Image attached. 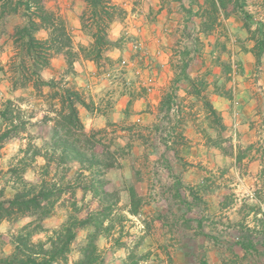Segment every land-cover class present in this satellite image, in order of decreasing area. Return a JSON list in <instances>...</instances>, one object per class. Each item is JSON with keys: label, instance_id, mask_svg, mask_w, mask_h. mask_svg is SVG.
<instances>
[{"label": "crops", "instance_id": "0c3cea01", "mask_svg": "<svg viewBox=\"0 0 264 264\" xmlns=\"http://www.w3.org/2000/svg\"><path fill=\"white\" fill-rule=\"evenodd\" d=\"M112 1L126 14L111 23L109 38L115 41L124 30L135 37L125 45L133 48V44L138 43L140 52L134 56V52L124 51L122 59L128 55L126 62H130L132 72L140 81L136 88L139 90V85L143 93H136L135 99L117 93L109 116L90 117L88 127L103 129L107 124L118 125L128 119V126L130 123L148 129L159 126L166 132L160 137L153 136L158 146L152 147L155 151L149 153L143 141L138 138L134 141L131 133L122 128L118 131L119 138H125L133 147L129 148L124 160H118L111 179L134 184L136 176H140L142 194L138 195L143 198V206L137 216L141 215L144 227L137 232L138 242L132 247L122 240L115 245V240L111 242V239L108 241L107 237L99 235L96 246L105 264H127L129 253L135 255L134 251L140 249L147 254L137 264H264V157L254 149L243 152L248 145L264 143V135H258L256 131L257 126L261 130V101L255 88L260 83L251 84L245 80L251 75L255 58L254 43L244 27V14L249 15L251 30L264 24V0H225L224 7H218L213 29L206 32L202 28L207 19L203 12H209L213 1L218 6L217 0ZM135 1L139 5L135 6ZM44 4L65 18L73 44H78L76 35L83 36L80 17L85 3L82 0H45ZM51 4L53 6L49 7ZM8 19L16 23L7 33L0 32V43L11 46V57L15 53L11 34L22 21L16 15L4 20ZM36 36L44 40L47 33L40 30ZM234 42H241L245 47L243 54L239 55L241 61L247 62L242 66L244 77H235L237 83H212L213 73L217 72L215 69L209 73L212 68L204 59L206 51L214 50L213 55H217V43L228 45ZM184 49L190 51L185 78L179 77V70L177 72L174 68L180 59L175 50ZM108 54L113 55V59L121 57L119 49ZM220 56L224 58L221 53ZM261 63L264 68V53ZM82 64H87L88 70L94 73L95 64L83 59L74 63L75 71L78 72ZM65 67V57L56 55L40 76L43 81L57 79ZM260 74L264 77V72ZM149 78L153 80L151 91H148ZM188 78L207 80L201 96L189 92ZM175 79L177 81L173 82ZM48 92L49 88L44 87L43 93L47 95ZM168 92L172 94V108H177L168 113L169 122L160 111L163 96ZM204 97L219 114L224 130L211 123L203 106ZM35 117L33 121L38 122L40 118ZM47 126L50 129V125ZM31 128L15 139L24 142ZM115 130L117 132L118 128ZM168 134L169 138L166 137ZM114 140L112 149L115 145L120 147ZM217 141H222L219 146L215 145ZM222 148L230 153H224ZM239 154L242 157L239 158ZM146 155H151L146 158L150 163L143 169L130 161L140 156L145 159ZM108 175H105V181ZM106 189L111 191L108 187ZM127 189L120 193L119 205H123L122 212L132 216L126 212L129 203ZM20 221L13 224L2 222L0 237L7 236L2 234L3 226H13L9 228L13 231ZM2 246L0 254L12 253V245L6 250L8 241Z\"/></svg>", "mask_w": 264, "mask_h": 264}, {"label": "trees", "instance_id": "16d2710c", "mask_svg": "<svg viewBox=\"0 0 264 264\" xmlns=\"http://www.w3.org/2000/svg\"><path fill=\"white\" fill-rule=\"evenodd\" d=\"M44 1L0 0V24L11 15L18 16L22 21L15 26L11 34L15 53L10 57L6 73L10 78L12 90H22L30 85L34 92L39 93L41 88H49L48 94L44 96L48 109L44 110L38 122L33 121L35 112L28 109L29 103L23 98L9 99L1 105L0 158L3 147L9 141L26 134L29 128L37 123L44 126L50 125L49 138L43 141L41 149L35 148L32 154L33 157H41L44 160V165L40 168L42 177L40 182L37 184L26 182L22 177V170L11 167L8 170L7 179L12 178L18 188L9 199L3 198L4 192L0 189V224L4 221L13 224L25 218L31 219L11 235L10 244L13 246V251L9 255L0 254V264H105L104 258L97 249L96 239L105 221L111 222L113 219L111 218L113 212L123 210L119 206L117 191L111 192L105 189V175L116 167L119 159V152L112 149L116 126L107 124V127L103 129L88 131L85 129L79 116V109L93 112L97 108L91 102H87L85 95L69 82L67 76L72 74L73 65L79 59L92 61L99 66L101 60L105 59V54L117 47V42L108 38L109 26L114 21L122 19L126 12L112 0H82L86 7L80 17L81 29L90 37L91 43L88 47L75 48L65 18L57 10L46 8ZM217 1L218 6L213 1L209 5V12H203V15L207 17L202 25L203 32L213 29L217 21L218 7H224L225 0ZM244 19V27L249 34V39L254 43L252 51L255 67L260 69L264 53V24L261 23L256 29L251 30L248 23L249 15L244 14ZM40 30L46 31V39L37 38L36 34ZM175 53L180 56L174 65L175 71L179 70V77L185 78L190 51L175 50ZM56 55L65 57L67 68L60 78L43 81L40 72L49 67L51 59ZM188 80L189 92L201 96V86L204 81L189 78ZM176 81L177 79L173 82ZM172 105L171 92L165 93L160 111L164 112L167 120ZM203 106L213 126L224 130L219 114L205 97ZM260 115V129L264 132V108ZM134 127L136 126L122 127V130L131 135L136 133L137 138L143 143L148 142L150 136L160 137L166 132L165 128L156 126L153 130L154 135L148 131L149 138H147L141 130H136ZM166 137L169 138V134ZM221 142L217 141L215 145L219 146L218 143ZM253 147L254 144H251L245 150L250 151ZM222 150L224 153H230L226 148ZM30 151L29 143L27 148L19 152L27 155ZM256 152L264 157V143L258 144ZM240 157L242 155L239 154ZM73 163L78 165L75 177L73 180H66L65 171L68 168L64 167ZM61 168L64 170L60 171ZM1 175L0 170V177ZM75 190L82 192V198L90 194L99 201L100 206L94 212H90L87 218L70 217L60 228L53 231L45 230L42 226L43 220L50 217L55 204L63 196L72 197ZM127 193L129 203L126 206V212L137 216L143 206V198L131 186L128 187ZM123 220H125L123 216L116 219L118 225ZM105 227L106 234L111 227ZM85 229H90L91 232L88 233L84 244L79 249L78 258L71 262L73 242L78 232ZM42 232L47 234L45 239L34 241V237ZM116 244H119V239L115 242ZM137 263L134 253H129L127 264Z\"/></svg>", "mask_w": 264, "mask_h": 264}, {"label": "rangeland", "instance_id": "374dc122", "mask_svg": "<svg viewBox=\"0 0 264 264\" xmlns=\"http://www.w3.org/2000/svg\"><path fill=\"white\" fill-rule=\"evenodd\" d=\"M134 5H139L138 1H135ZM53 5H49V7H52ZM56 8H58L56 6ZM84 12V11H83ZM262 14V13H261ZM149 15H152L151 13ZM264 15V14H263ZM264 20V17H263ZM16 23L15 20H3V22L0 24V32H6L9 30L13 24ZM7 33V32H6ZM126 33V30L121 31L119 34V37L113 41L117 42V47L110 49L106 54H105V59L101 60L99 66L95 64L94 67V73L92 71L88 70V67L86 66L87 64H82L80 70L77 72L75 71V67L73 65L72 69V74H69L67 79L69 82H71L76 88H78L86 97L87 102H91L92 104H96L97 110L95 112H88L85 109L81 108V122L83 126H85V129L88 131L93 128H89V123L88 119L91 117H96L98 115H106L109 116V113L111 111V103L114 102L115 95L119 93L118 95H124L126 94L127 96L135 99V96H138L137 94L143 93L141 90V87L139 85L138 89L136 88V83H139L140 81L138 80L137 76L135 73L132 72L131 66L129 65L130 62H126L127 59H125L128 55H126L125 58L122 59V56H124V51H127L132 53L134 56L140 52L132 47H126V43L132 42V38H135L133 35L129 33L128 31ZM111 38H114L113 35H110ZM76 37H79L78 44H75L77 47L78 46H83V47H88L90 45L89 42V37L87 34L83 32L82 35H76ZM109 38V34H108ZM109 40H111L109 38ZM112 41V40H111ZM136 41V40H134ZM133 41V42H134ZM74 45L75 48H77ZM217 55H213V51L208 52L206 51V55L204 57L205 61L210 64V72H213L216 69L217 73H213L214 78H212V83L219 82L220 84L225 83V82H234L237 83V81H234L235 77H244V72H243V64L247 63L245 60L241 61L239 55L242 53L245 49L244 44L241 42H234L232 44L225 45L223 43H217ZM115 49L120 50V58L113 59V55L108 54L111 51H115ZM239 50V51H238ZM123 51V52H122ZM220 53L222 56H224L223 59H221ZM13 54V50H11V46H6L4 43H0V108L1 105L6 101V100H16L19 98H23L29 103V108L30 110H33L35 112V118H41L44 114V110L48 109V103L45 102L44 96L46 94L43 93V88L40 89L39 93L34 92L30 85L27 86L25 89H19L20 92H13L15 90H12L11 88V82L10 78L7 75V68H8V63L10 60V55ZM243 54V53H242ZM227 56V57H226ZM243 57V56H242ZM121 62H125L124 65L121 64ZM130 67H129V66ZM236 66L235 74L233 73L232 67ZM253 70L251 71V75L246 77V81L250 82L251 84H257L260 83V85H256V93L258 95V98L261 101V110L264 108V77H261L260 73L264 72L263 64L260 67V69H257L255 67V63H253ZM67 66L63 70V72L66 70ZM219 70V71H218ZM61 72L57 77L60 78L62 75ZM217 76V77H216ZM201 80V78H199ZM208 79V78H207ZM204 81L203 86H201V90L205 88L207 85V80L202 78ZM137 93V94H136ZM42 95V97H41ZM231 97V96H229ZM42 100V101H40ZM24 108V107H23ZM176 106L172 108V112H175ZM256 121V120H255ZM254 121V122H255ZM128 119H125L120 122V124L115 125L116 129L118 127V130L114 129L115 133L113 134V139L115 138L116 144H119L120 147L113 146L114 150H117L119 152V159L118 160H124L126 155L129 152V148L133 147V144H130L127 142L125 138L120 137L119 138V129L122 127H127L129 124ZM132 123H130V126ZM258 125V124H257ZM141 126V125H140ZM148 126V125H147ZM48 126H44L40 123L35 124L33 128H31V133L30 135L28 134V137H26V140L24 142H21V140H11L9 141L4 147L1 152V158H0V170L2 172V175L0 177V189H3V198L4 199H9L15 192V190L18 188V185L15 184V181L8 178V170L11 167H16L18 169L22 170V177L26 182L37 184L41 180V171L40 168L44 165V160L41 157H33V151L35 148L41 149L43 145V141L47 140L50 136V130L48 129ZM89 128V129H88ZM136 130H141V133L147 138H149V133L148 131L154 130V128L150 127L149 130H145L144 127H134ZM112 130V129H110ZM257 133L258 135H264L263 131L259 130L257 126ZM262 132V133H261ZM153 134V132H151ZM137 134L138 131H137ZM257 135V136H258ZM121 136V135H120ZM133 140L137 138L136 133H132ZM31 138V139H28ZM119 140V142L117 141ZM148 141V139H147ZM260 141V140H259ZM127 142V143H126ZM30 143L31 145V151L27 155H23L20 153V150H23L27 148L28 144ZM155 143V145H154ZM146 148H149V153L154 152L155 150L152 149L154 146H158L157 144V139L155 137L149 138V141L145 143ZM259 142L254 143L253 149L256 150V147L258 146ZM249 146V145H248ZM247 146V147H248ZM246 147V148H247ZM124 150V152H123ZM139 151V150H138ZM249 150H243V152H247ZM124 153V155H122ZM257 153V152H256ZM260 154V153H258ZM147 157H137V158H132L130 161L134 163L135 165H139L140 168L145 167L147 164L150 163L148 160L151 155H146ZM148 158V159H146ZM155 158V157H154ZM158 164H161L157 162ZM126 164V163H125ZM64 167V166H63ZM52 168H54V165H52ZM64 168H68L65 173L67 174L66 180H73L75 177L78 165L73 163L71 165H65ZM64 168L60 171H63ZM143 169V168H142ZM114 169L112 171H108V180L107 181V187L110 188L111 192L117 191V194L120 198V193L122 191H126L127 186L133 185L135 191L137 194H142V191L140 189L141 186V180H139V177L136 176L134 179V184L131 182H125L124 184L120 183L117 179L113 178L111 179V174H113ZM143 175V172H142ZM129 184V185H128ZM106 187V188H107ZM105 188V189H106ZM82 192L79 190L74 191V196H63L61 200H59L50 215L47 219L43 220L42 226L45 230L47 231H53L55 229H58L61 227V225L67 223L70 217L73 218H87L88 214L90 212H94L99 206V201L97 199H94L90 194H87L82 198ZM148 198L146 197V200ZM120 206V205H119ZM123 209V205L120 206ZM119 216H123L127 219L123 220V222L118 225V222L116 219ZM111 222L105 221L104 225L101 227V233L99 235H102L103 237H107L106 239L109 241L111 239V242L122 240L124 244H128L130 247L135 246L136 243L138 242L136 237L138 236L137 232L142 229L143 223L141 220V215L137 217L133 216H127L124 212L121 210L117 212H113ZM31 219L30 218H25L18 223L17 227L19 225H24L27 222H29ZM105 226H110L111 229L108 233L105 234ZM16 227V228H17ZM9 228H14L13 226L8 227V225H5L1 228L3 231L2 234H6L7 236L0 237V249L3 248L2 243H5L8 241V248L11 247L10 245V239L11 235L15 234V231L18 229H9ZM105 231V232H104ZM91 232L90 229H85L81 230L78 232L77 237L75 241L73 242L72 248L73 252L70 256V261L73 262L75 261L78 256H79V249L82 247V245L85 242L86 236L88 233ZM104 232V233H103ZM46 233L42 232L38 234L37 236L34 237L35 240H44L46 237ZM98 235V236H99ZM97 236V238H98ZM97 241V239H96ZM13 247V246H12ZM143 249L140 250H135V255L134 259L139 261L147 252L142 251ZM152 264V263H151Z\"/></svg>", "mask_w": 264, "mask_h": 264}, {"label": "built area", "instance_id": "2783aa9c", "mask_svg": "<svg viewBox=\"0 0 264 264\" xmlns=\"http://www.w3.org/2000/svg\"><path fill=\"white\" fill-rule=\"evenodd\" d=\"M133 49H135V50H137V51H140L141 48H140V46H139L138 43H134V44H133ZM121 64L124 65L125 62H121ZM234 69H236V66H233V67H232L233 73L235 74L236 72H235ZM147 83H148V91H151V89H152V84H153V80L149 78V79L147 80ZM174 109H176V108H174Z\"/></svg>", "mask_w": 264, "mask_h": 264}]
</instances>
